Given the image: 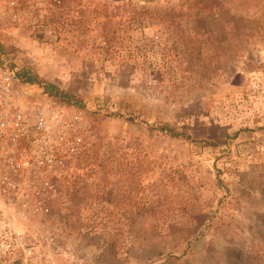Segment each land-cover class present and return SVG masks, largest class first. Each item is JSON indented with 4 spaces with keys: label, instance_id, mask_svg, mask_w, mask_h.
<instances>
[{
    "label": "rangeland",
    "instance_id": "obj_1",
    "mask_svg": "<svg viewBox=\"0 0 264 264\" xmlns=\"http://www.w3.org/2000/svg\"><path fill=\"white\" fill-rule=\"evenodd\" d=\"M29 1L0 50L86 149L0 264H264V0Z\"/></svg>",
    "mask_w": 264,
    "mask_h": 264
},
{
    "label": "built area",
    "instance_id": "obj_2",
    "mask_svg": "<svg viewBox=\"0 0 264 264\" xmlns=\"http://www.w3.org/2000/svg\"><path fill=\"white\" fill-rule=\"evenodd\" d=\"M25 2L0 0V19H16ZM18 74L0 56V259L34 253L9 209L17 204L25 209L33 202L36 213V198L55 196L54 180L86 149L83 125L79 132L68 110L36 105L33 87Z\"/></svg>",
    "mask_w": 264,
    "mask_h": 264
},
{
    "label": "trees",
    "instance_id": "obj_3",
    "mask_svg": "<svg viewBox=\"0 0 264 264\" xmlns=\"http://www.w3.org/2000/svg\"><path fill=\"white\" fill-rule=\"evenodd\" d=\"M1 49V48H0ZM0 56H4L3 53L0 50ZM18 78L21 82L25 83V84H34V79L31 74H29L28 72H22L18 74ZM45 94H47L50 98L53 99H57L59 102L63 103V104H67L69 106H73V107H80L82 108V105H80V101L78 99H76L75 97H73L72 95H69L67 93H62L61 91H59L55 86L53 85H46L45 87ZM168 127H164L163 130H168ZM172 130H170L171 132ZM173 132V131H172ZM173 137H178L179 133H172Z\"/></svg>",
    "mask_w": 264,
    "mask_h": 264
}]
</instances>
